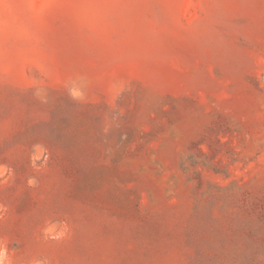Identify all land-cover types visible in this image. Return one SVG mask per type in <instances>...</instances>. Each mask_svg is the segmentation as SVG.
<instances>
[{"label": "rangeland", "instance_id": "rangeland-1", "mask_svg": "<svg viewBox=\"0 0 264 264\" xmlns=\"http://www.w3.org/2000/svg\"><path fill=\"white\" fill-rule=\"evenodd\" d=\"M0 264H264V0H0Z\"/></svg>", "mask_w": 264, "mask_h": 264}]
</instances>
